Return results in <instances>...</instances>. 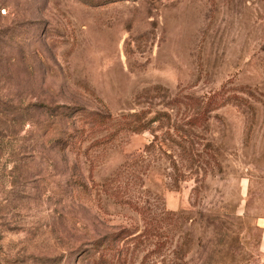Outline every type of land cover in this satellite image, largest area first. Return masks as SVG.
Listing matches in <instances>:
<instances>
[{
    "label": "rangeland",
    "instance_id": "rangeland-1",
    "mask_svg": "<svg viewBox=\"0 0 264 264\" xmlns=\"http://www.w3.org/2000/svg\"><path fill=\"white\" fill-rule=\"evenodd\" d=\"M0 264H264V0H0Z\"/></svg>",
    "mask_w": 264,
    "mask_h": 264
}]
</instances>
